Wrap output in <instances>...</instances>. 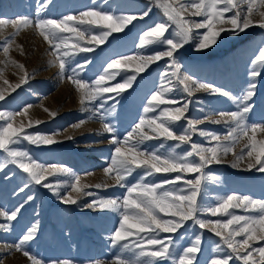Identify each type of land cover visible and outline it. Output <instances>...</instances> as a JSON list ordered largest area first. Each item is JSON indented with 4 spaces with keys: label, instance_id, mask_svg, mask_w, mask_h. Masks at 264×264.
<instances>
[{
    "label": "rangeland",
    "instance_id": "rangeland-1",
    "mask_svg": "<svg viewBox=\"0 0 264 264\" xmlns=\"http://www.w3.org/2000/svg\"><path fill=\"white\" fill-rule=\"evenodd\" d=\"M42 4H47V7L41 9L40 17L48 19H62L66 15H78L89 9L138 17L144 11L149 9L150 11L147 17L134 20L122 32L113 33L103 44L97 46L87 44L86 41L81 42L82 46L92 47L93 51H77L68 59L63 76L59 72L58 64L50 63L53 59L49 54L51 50L34 28L22 30L15 36L7 58L0 47V71L3 72L0 89L7 88L3 83L4 79L16 84L22 75L10 63L6 65V59L10 58L23 64L29 73L27 83L14 92L10 89L5 91V99L0 100V111L18 113L30 105L28 115L16 116V123L23 121L27 124L29 119L33 122L39 120L40 124L34 123L33 127L26 128L25 131L28 134L54 135L58 141L55 144L39 146L22 141L18 147L27 150L30 156L42 165H56L69 170L70 174L57 173L46 181L53 184L62 183L64 185L60 189L62 195L71 191L70 185L76 176L81 178V183L93 186L86 189L93 192V196H82L78 205H66L49 189L30 183L27 174L16 165L8 163L7 167L0 171V210L11 212L21 204L24 206L14 221H6L0 217V224H10L9 229H0V258L3 264H31L22 252L15 251L14 245L29 228L37 226L36 238L27 242L24 247L31 255L41 260L42 264H52L53 261L63 259H70L75 264H94L97 261L99 264H113L117 256L132 259L133 253L122 250L119 245L113 246L110 242L112 233L119 226L120 211H99L85 206L93 199L122 198L126 195V187L115 185V181L104 173V169L111 165L115 147L119 146L112 143L113 136L123 142L141 117L147 118L159 114V110L156 113L145 114L143 109L147 106L152 93L160 90L162 84L172 88L167 95L180 101V105L177 106H182L183 103L189 104L186 118L173 124V130L179 134L188 127V119L203 120V123L196 126L197 131L192 134V142L205 147L213 146L214 142H210V138L200 136L199 130L217 134L222 138L229 131V125L211 123L206 117L219 118L220 112L237 110L236 104L229 97L203 91L196 92L190 97L175 78H172V84L168 85L162 75L164 72L173 71L168 67L171 63L168 57L152 63L137 76L132 87L119 96L109 93L103 98L81 104L80 93L67 77L75 75L91 84L104 73L105 67L113 59L132 55L148 56L165 51L167 46L160 43L145 45L143 48L139 45L145 31L156 23L166 22L167 18L163 10L155 5L154 0H50V3L48 0H0V18L15 19L19 16H28L36 19L37 9ZM188 18L197 22L201 19ZM253 19L259 20L260 17L256 15ZM174 30L175 25H172L165 35H170ZM14 31L11 25L0 28V45ZM98 31L99 29L93 28V32ZM203 31L205 30H195L194 39L175 54L181 65L180 75H189L202 83L229 91L237 97L244 93L251 82H255L257 87L250 102L253 111L249 114L248 123L264 124V70H261V76L254 80L250 75L251 70L258 67L252 63L255 56L264 49V28L254 24L239 35L225 32L221 34L215 45L205 50H197L196 43ZM17 45L22 46V51ZM79 65L83 67H78ZM132 74L133 70H121L114 80L109 81L108 86L122 82L127 75ZM110 96H115V99H109ZM45 108L55 112V117L45 112ZM3 123L0 121V124ZM105 123L113 127L114 133L104 132ZM257 139L264 140V133H257ZM162 143L164 148L160 147ZM176 143L153 139L142 142L139 147L142 151H157L161 155L170 150L178 154L190 150L189 144L175 147ZM245 143L246 140H241L236 145L235 151L239 153ZM4 157L5 154L0 151V163L5 162ZM232 160L233 156L229 153L224 163L205 167L206 179L198 197L201 206H214L230 194L264 200V173L256 169L247 170L243 162L239 168H233ZM142 175V169H135L127 178L126 185L138 182ZM175 175L177 174L155 173L147 177L146 182L159 183L164 179H172ZM182 175L185 179H195L198 174ZM208 176L217 179L209 180ZM25 183H29V186L24 192H19ZM96 184L109 186L96 188ZM180 186L187 187L182 183ZM29 195L34 199L28 201ZM233 211L237 215L256 214L245 213L239 209ZM200 216L211 220L223 218L204 213ZM167 235L173 236L176 243L173 252L176 256L183 247L190 245L195 235H200L202 250L197 255L199 264H209L215 256H222L230 251L222 246L218 252L216 245L219 237L207 229L194 226L191 221L175 234H161V236ZM256 246H264V242ZM253 258L258 262L260 260L256 253L253 254ZM162 264H173V261L169 260ZM230 264H243V262L233 260Z\"/></svg>",
    "mask_w": 264,
    "mask_h": 264
},
{
    "label": "snow or ice",
    "instance_id": "snow-or-ice-1",
    "mask_svg": "<svg viewBox=\"0 0 264 264\" xmlns=\"http://www.w3.org/2000/svg\"><path fill=\"white\" fill-rule=\"evenodd\" d=\"M50 3V0H48ZM157 7L163 10L166 22L156 23L143 33L140 40V47L160 43L166 45L165 51L156 52L153 55H132L122 56L113 59L107 64L104 73L98 76L91 84L69 75L67 79L75 85L80 93L81 104L103 98L105 94L121 93L131 88L137 76L144 72L152 63L168 57L171 63L169 68L171 73L164 72L168 85L172 84V78L183 86V91L188 96H193L196 92H208L213 95L229 97L236 104L235 111L220 112L219 118L206 119L214 124H227L229 131L223 138L217 134L199 130V135L210 138L214 142L213 146L205 147L192 142V134L197 131V125L203 120H187L188 127L181 133L173 130L172 125L186 118L188 103L180 105V101L170 98L167 93L172 91L171 87L163 84L160 90L152 93L147 101V106L143 111L156 113L151 117H141L132 132L121 142L113 136L112 143L115 147L111 165L104 169L106 176L115 181V185L126 187V195L122 198L93 199L85 206L90 209L104 211H120L119 226L110 237L113 246L119 245L122 250L133 253L134 258L125 259L116 257L113 264H162L169 260L173 264H199L197 255L201 252L202 238L195 235L187 247H183L180 254L176 256L173 248L176 243L172 235L184 228L188 221L200 229L211 231L219 242L216 249L219 252L223 247L230 250L222 256H215L209 264H230L233 260L242 261L243 264H264V246L257 247L260 242H264V200L253 199L249 196L236 194L227 195L218 201L214 206H201L198 201L203 182L205 167L212 164L225 162V157L232 154L231 167L239 168L243 162L247 170L256 169L264 173V140L257 139V133H264V124H249V114L253 111L250 103L255 95L257 87L255 82H251L248 88L240 96H233L229 91L215 87L208 83H202L193 79L189 75H180L181 65L176 59V53L185 44L194 39L195 30L203 29L199 35L196 48L205 50L217 43L222 33L230 32L235 35L245 32L254 24L264 28V0H154ZM47 4H42L37 9L36 19L28 16H19L15 19L0 18V28L11 25L14 32L0 45L8 57L10 47L14 43L15 36L22 30L34 28L38 35L48 44L52 64H58L59 72L63 76L66 72L68 59L78 52H91L92 47L82 46L83 41L87 44H103L113 33L122 32L134 20L143 19L149 15V11H144L141 16L136 15H116L95 9L80 12L78 15H66L62 19L41 18L40 11L46 8ZM231 13V15H228ZM187 14V15H186ZM258 15L259 20L253 17ZM188 17H200L196 20ZM88 27H81V26ZM175 25V30L170 35H165L169 29ZM93 28L99 29L93 32ZM72 34V35H68ZM22 51V46L17 45ZM11 64L19 72V82L11 84L7 79L3 80L7 88L0 89V100L5 99V91L9 89L14 92L21 85L27 83L29 73L23 64L10 58L5 64ZM258 67H254L250 75L253 80L261 76L264 70V49L259 51L252 62ZM78 67H83L79 65ZM112 70V71H110ZM121 70H133L132 75H127L122 82L113 86H108L109 81L114 80ZM75 72V69H73ZM3 72L0 71V78ZM115 96L108 97L115 99ZM23 111L12 113L0 111V151L5 154L4 163H0V171L7 167L8 163L16 165L23 173L27 174V180L35 185L49 189L66 205H78L82 196H93V192L86 191L93 187L89 184L81 183V178L76 176L70 185L71 191L62 195L60 189L62 183H49L48 178L57 173L70 174L67 168H59L56 165H42L34 160L27 150H23L18 145L22 141H27L33 145H51L58 141L54 135H42L40 133L28 134L25 129L33 127V124H40L41 121L28 120L16 123V116L26 117L29 108ZM101 107L103 105L101 104ZM45 112L55 117V112H50L45 108ZM83 123V122H81ZM79 127V125H76ZM106 133H114V129L108 123L103 125ZM71 139V137H69ZM163 139L177 142L175 147L181 144H189L190 150L184 154H178L174 150L167 151L161 155L157 151H142L140 144L146 140ZM246 140L244 147L239 153L235 151L236 145ZM135 141L134 143H131ZM164 148L163 143L160 145ZM197 157L198 159H191ZM135 169H142L143 175L140 180L131 185H126V180ZM155 173H176L172 179H164L159 183L146 182V178ZM114 174V175H113ZM182 174H198L195 179H185ZM207 179L215 181L217 178L208 176ZM181 183L187 187L180 186ZM171 185V188L166 186ZM29 183H25L19 192H24ZM109 185L96 184V188L108 187ZM72 193L76 195L73 196ZM34 197L29 195L28 201ZM23 204L15 210L8 212L0 210V217L6 221H14L23 208ZM243 210L245 213H256L255 215H237L233 210ZM208 214L212 217H223L215 220L203 219L200 214ZM10 224H0V229H9ZM37 226L29 228L14 245L15 251L22 252L31 264H42L41 260L31 255L24 245L36 238ZM183 239V237H181ZM130 241V243L128 242ZM259 255V262L253 258V254ZM0 264H3L0 258ZM52 264H75L70 259L53 261ZM99 264V262H94Z\"/></svg>",
    "mask_w": 264,
    "mask_h": 264
}]
</instances>
